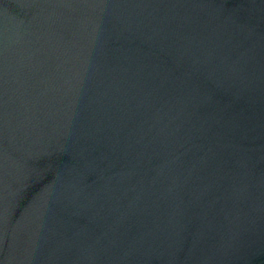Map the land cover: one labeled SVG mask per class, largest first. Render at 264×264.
<instances>
[{"label":"water","instance_id":"water-1","mask_svg":"<svg viewBox=\"0 0 264 264\" xmlns=\"http://www.w3.org/2000/svg\"><path fill=\"white\" fill-rule=\"evenodd\" d=\"M0 264H264V0H0Z\"/></svg>","mask_w":264,"mask_h":264}]
</instances>
